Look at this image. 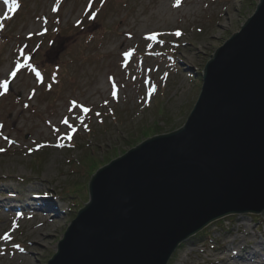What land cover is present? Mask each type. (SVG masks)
Here are the masks:
<instances>
[{
    "label": "rangeland",
    "instance_id": "1",
    "mask_svg": "<svg viewBox=\"0 0 264 264\" xmlns=\"http://www.w3.org/2000/svg\"><path fill=\"white\" fill-rule=\"evenodd\" d=\"M258 1L0 0V264H47L92 174L183 126ZM37 193L58 217L4 207ZM198 234L168 264H264V211Z\"/></svg>",
    "mask_w": 264,
    "mask_h": 264
},
{
    "label": "water",
    "instance_id": "2",
    "mask_svg": "<svg viewBox=\"0 0 264 264\" xmlns=\"http://www.w3.org/2000/svg\"><path fill=\"white\" fill-rule=\"evenodd\" d=\"M264 210V0L204 66L183 126L98 168L47 264H167L211 222Z\"/></svg>",
    "mask_w": 264,
    "mask_h": 264
},
{
    "label": "trees",
    "instance_id": "3",
    "mask_svg": "<svg viewBox=\"0 0 264 264\" xmlns=\"http://www.w3.org/2000/svg\"><path fill=\"white\" fill-rule=\"evenodd\" d=\"M153 135H154V134H153ZM153 135H152V136H153ZM93 168H94V167H93ZM90 172L92 173V171H90ZM70 188H71V186H70ZM70 188L67 189L68 192H71V191H70ZM85 190H86V189L80 191V195H81V197H83V200H84V201H87V199H86V198H87V192H86ZM72 206H73V207H74V206L78 207V204H76V201H75V200H73V205H72Z\"/></svg>",
    "mask_w": 264,
    "mask_h": 264
},
{
    "label": "snow or ice",
    "instance_id": "4",
    "mask_svg": "<svg viewBox=\"0 0 264 264\" xmlns=\"http://www.w3.org/2000/svg\"><path fill=\"white\" fill-rule=\"evenodd\" d=\"M179 3V0H177V4ZM180 33L179 32H177L176 33V35H179ZM149 39H153L154 37H152V36H150V37H148ZM125 55H128V53H125ZM13 75H15V73H13ZM37 76H39V73H37ZM6 85H7V81H5L4 82V84L3 85H0V86H3V87H5L6 88ZM85 111H88V109H84ZM65 123H67V121H65Z\"/></svg>",
    "mask_w": 264,
    "mask_h": 264
}]
</instances>
